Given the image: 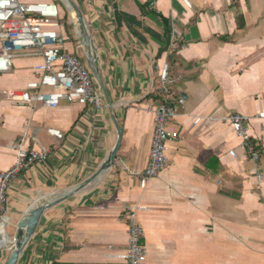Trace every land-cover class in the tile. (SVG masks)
Segmentation results:
<instances>
[{
	"label": "crops",
	"instance_id": "1",
	"mask_svg": "<svg viewBox=\"0 0 264 264\" xmlns=\"http://www.w3.org/2000/svg\"><path fill=\"white\" fill-rule=\"evenodd\" d=\"M70 1L82 15L122 140L110 168L43 211L16 264H125L115 255L126 249L125 214L135 205L142 207L137 217L147 264H264V181L255 177L257 166L264 170V117L248 124L257 163L225 121L236 112L264 114V0ZM57 2L66 47L83 56L76 19ZM164 18L177 33L168 45ZM38 60L16 56L0 73V91L25 89ZM165 63L178 111L171 127L181 138L170 141L167 166L142 190L133 171L149 159L153 100L147 96L158 88ZM102 100L101 109L67 101L45 108L0 94V171L15 162L16 142L50 149L7 191L4 226L11 241L30 208L89 178L109 155L117 133ZM233 148L237 159L228 155ZM12 247L13 241L0 248L1 262Z\"/></svg>",
	"mask_w": 264,
	"mask_h": 264
},
{
	"label": "built area",
	"instance_id": "2",
	"mask_svg": "<svg viewBox=\"0 0 264 264\" xmlns=\"http://www.w3.org/2000/svg\"><path fill=\"white\" fill-rule=\"evenodd\" d=\"M181 1L186 6L191 5L190 0ZM176 37V31L171 29L170 44L176 41ZM67 42L64 18L56 0H0V73L12 68L16 56L26 55L39 59L33 65L35 79L25 89L0 91V94L14 104H29L32 107L39 105L56 108L61 101H67L90 105L95 109L103 108V96L95 84V77L84 57L68 50ZM171 83L169 64L165 63L159 72L158 88L162 100L147 105L148 112L152 114L149 159L144 168L133 171L142 190L167 166L170 141L181 138L180 133L171 127L172 120L178 116L175 104L171 103ZM183 103V98L178 97L176 104L182 106ZM263 117L262 113L252 117L236 112L225 118L241 140L240 146L248 158L256 163L261 155L257 144L251 140L248 124L252 118ZM198 121L199 118L195 123ZM48 132L57 139L63 137L59 130L49 128ZM13 147L16 151L15 162L8 169L0 171V248H11L12 245L4 226L8 189L21 171L45 160L50 154L49 148L26 149L21 146V142L14 143ZM228 155L238 158L234 148L228 151ZM255 177L258 183L264 181V170L259 166L256 167ZM140 209L142 207L137 205L128 207L125 214L126 249L115 255L125 264H147L144 230L137 217ZM0 264L4 263L0 261Z\"/></svg>",
	"mask_w": 264,
	"mask_h": 264
},
{
	"label": "water",
	"instance_id": "3",
	"mask_svg": "<svg viewBox=\"0 0 264 264\" xmlns=\"http://www.w3.org/2000/svg\"><path fill=\"white\" fill-rule=\"evenodd\" d=\"M59 1L62 2L67 8L68 7L71 8L74 12V14L72 15L76 19V24L78 26V31H79V37L82 40L83 48H84L83 57L89 69L91 70L93 76L95 77V80L97 81L99 88L102 91V95L104 96L106 100V104H107L108 110L111 113L112 122L114 124L115 130L117 133V138H116V142L112 150L110 151L109 155L107 156V158L104 160V162L100 165L98 170L93 175H91L89 178H87L86 180L78 184L77 186L71 188L70 190L63 192L59 197L55 199L52 198L46 201H42L39 204L34 205L22 216V218L17 223L16 233H15L14 238L12 239L13 247L4 264H16L19 258V255L22 252L24 246L30 239L31 235L34 233L38 225L40 216L44 210L60 203L61 201L65 200L66 198L76 193L77 191L81 190L84 186H86L87 184L92 182L94 179H96L98 175H100L103 171H105L106 169L110 168L113 165V162L116 159V154L120 148V143L122 140L123 130L113 112L114 103L109 98L108 92L103 84L100 73L96 66V57L94 55L92 43H91L89 34L86 30V26L84 24L82 15L80 11L78 10V8L70 0H67V2L64 0H59Z\"/></svg>",
	"mask_w": 264,
	"mask_h": 264
},
{
	"label": "trees",
	"instance_id": "4",
	"mask_svg": "<svg viewBox=\"0 0 264 264\" xmlns=\"http://www.w3.org/2000/svg\"><path fill=\"white\" fill-rule=\"evenodd\" d=\"M63 18H65V15L63 16ZM163 21H164V23L166 25V34H167V37L166 38H167V45H168V43L170 42V28L168 27V22H167V20L165 18H164ZM68 40H69V38H68ZM166 49H167V46L164 49L160 50L159 53L157 54V56H160L161 53L163 51H165ZM147 98H150L153 101H160V100H162V95H161V93L159 91V88L155 89L150 94H148ZM51 264H74V263H63V262H59V261H53Z\"/></svg>",
	"mask_w": 264,
	"mask_h": 264
},
{
	"label": "bare ground",
	"instance_id": "5",
	"mask_svg": "<svg viewBox=\"0 0 264 264\" xmlns=\"http://www.w3.org/2000/svg\"><path fill=\"white\" fill-rule=\"evenodd\" d=\"M70 11H71L72 14H74V13H73V10H72L71 8H70Z\"/></svg>",
	"mask_w": 264,
	"mask_h": 264
}]
</instances>
